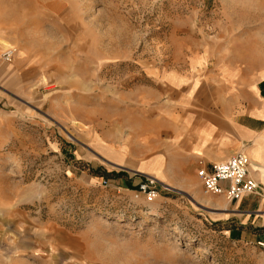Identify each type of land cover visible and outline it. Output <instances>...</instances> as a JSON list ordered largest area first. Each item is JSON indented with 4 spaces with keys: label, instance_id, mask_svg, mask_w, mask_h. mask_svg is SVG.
I'll list each match as a JSON object with an SVG mask.
<instances>
[{
    "label": "rangeland",
    "instance_id": "rangeland-1",
    "mask_svg": "<svg viewBox=\"0 0 264 264\" xmlns=\"http://www.w3.org/2000/svg\"><path fill=\"white\" fill-rule=\"evenodd\" d=\"M0 41V264H264L193 160L264 111V0H0Z\"/></svg>",
    "mask_w": 264,
    "mask_h": 264
},
{
    "label": "crops",
    "instance_id": "crops-1",
    "mask_svg": "<svg viewBox=\"0 0 264 264\" xmlns=\"http://www.w3.org/2000/svg\"><path fill=\"white\" fill-rule=\"evenodd\" d=\"M262 94L264 96V91ZM262 99L264 101V98ZM255 112V116L246 114V118L240 119L234 127L229 123L220 122L215 131L209 132L211 140L200 153L193 155V160L205 163L201 168L210 169L213 164L234 153L242 152L248 157V172L262 187L263 197L246 195L236 201L245 204L239 223V234L243 235L248 228L253 229L256 240L261 239L264 242V118L260 115H263L264 111L257 107ZM165 133V130L160 131L161 135ZM114 157L117 158L118 155L115 154ZM237 229L236 227L231 232Z\"/></svg>",
    "mask_w": 264,
    "mask_h": 264
},
{
    "label": "built area",
    "instance_id": "built-area-1",
    "mask_svg": "<svg viewBox=\"0 0 264 264\" xmlns=\"http://www.w3.org/2000/svg\"><path fill=\"white\" fill-rule=\"evenodd\" d=\"M16 49L8 47L1 53L3 60H10ZM249 160L242 153H234L223 161L217 162L210 169L200 168L197 178L205 195L224 196L230 202L238 201L246 195L262 196V187L248 172ZM137 195H143L150 202L158 196L157 183L154 178L140 179L135 185ZM257 244L264 248V242Z\"/></svg>",
    "mask_w": 264,
    "mask_h": 264
},
{
    "label": "bare ground",
    "instance_id": "bare-ground-1",
    "mask_svg": "<svg viewBox=\"0 0 264 264\" xmlns=\"http://www.w3.org/2000/svg\"><path fill=\"white\" fill-rule=\"evenodd\" d=\"M0 46H2V48H4V46L6 47L5 45V42L4 41H0ZM1 48V47H0ZM215 209V208H214Z\"/></svg>",
    "mask_w": 264,
    "mask_h": 264
}]
</instances>
